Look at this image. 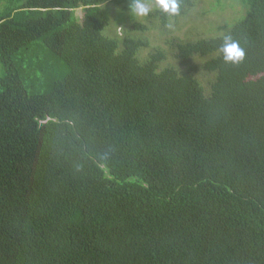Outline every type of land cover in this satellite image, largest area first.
I'll list each match as a JSON object with an SVG mask.
<instances>
[{
	"label": "trees",
	"instance_id": "1",
	"mask_svg": "<svg viewBox=\"0 0 264 264\" xmlns=\"http://www.w3.org/2000/svg\"><path fill=\"white\" fill-rule=\"evenodd\" d=\"M0 1V264H264V0L166 42L205 83L140 60L132 0Z\"/></svg>",
	"mask_w": 264,
	"mask_h": 264
},
{
	"label": "rangeland",
	"instance_id": "2",
	"mask_svg": "<svg viewBox=\"0 0 264 264\" xmlns=\"http://www.w3.org/2000/svg\"><path fill=\"white\" fill-rule=\"evenodd\" d=\"M145 2H152L153 8L156 9L154 5V0H145ZM217 0H194V7L186 13L185 16L180 18L178 21L171 23V27L161 28L158 22H146L145 17H139L133 14L132 16L141 23L146 24L148 30L145 33H131L132 36L142 37L146 39L149 43V47L140 52V60L147 57L154 49H162L168 57V60L162 64L164 67L166 64L173 65L179 72H190L195 75L200 81L206 82L211 80L208 75L202 76L200 70L201 59L194 58L186 63H177L172 59L171 48L166 44V42L171 39L177 38L180 41L186 40H196L201 37L214 36L219 34L215 31L218 25L224 22L231 23L234 17L241 14V6L234 2L233 0H219V5H216ZM5 4L0 1V7L3 8ZM110 13L112 17L121 19L120 11L121 7L113 6L108 4ZM240 11V12H239ZM76 16L80 20L82 18L81 9L76 10ZM125 19L121 25H118L116 29V20L111 19L109 26L105 29L104 33H110L114 35L116 33L118 36L122 34V31H127L130 21L129 14H124ZM210 30V31H209Z\"/></svg>",
	"mask_w": 264,
	"mask_h": 264
},
{
	"label": "clouds",
	"instance_id": "3",
	"mask_svg": "<svg viewBox=\"0 0 264 264\" xmlns=\"http://www.w3.org/2000/svg\"><path fill=\"white\" fill-rule=\"evenodd\" d=\"M154 5L162 13L168 16H176L180 11V0H154ZM153 3L145 0H132L131 11L139 17L148 16L152 11ZM171 27V25H169ZM224 53L225 62L237 63L244 58V51L239 42L231 36H225L223 46L219 49Z\"/></svg>",
	"mask_w": 264,
	"mask_h": 264
}]
</instances>
